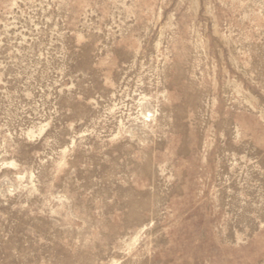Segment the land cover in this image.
I'll list each match as a JSON object with an SVG mask.
<instances>
[{
	"label": "rangeland",
	"instance_id": "1",
	"mask_svg": "<svg viewBox=\"0 0 264 264\" xmlns=\"http://www.w3.org/2000/svg\"><path fill=\"white\" fill-rule=\"evenodd\" d=\"M0 264H264V0H0Z\"/></svg>",
	"mask_w": 264,
	"mask_h": 264
}]
</instances>
